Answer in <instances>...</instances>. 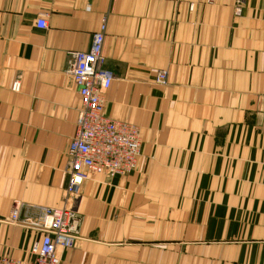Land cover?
I'll return each instance as SVG.
<instances>
[{"label": "crops", "instance_id": "0c3cea01", "mask_svg": "<svg viewBox=\"0 0 264 264\" xmlns=\"http://www.w3.org/2000/svg\"><path fill=\"white\" fill-rule=\"evenodd\" d=\"M103 18V115L140 130V157L67 202L80 236L60 264H264V0H0V256L31 260L65 204L67 53Z\"/></svg>", "mask_w": 264, "mask_h": 264}, {"label": "built area", "instance_id": "2783aa9c", "mask_svg": "<svg viewBox=\"0 0 264 264\" xmlns=\"http://www.w3.org/2000/svg\"><path fill=\"white\" fill-rule=\"evenodd\" d=\"M75 1V0H67ZM239 9L247 0H232ZM212 3L213 0H206ZM106 18L100 22L98 30L91 37L87 52L67 53L65 73L76 88L79 108L75 121V131L67 151L65 172L67 187L64 206L47 208L44 211L49 224L42 231L41 239L31 248V260L21 261L0 256V264H60V253L71 249L79 239L80 216L67 202L80 193L82 184L94 176L111 179L133 172L140 157L141 133L134 125L104 117L105 94L110 89L114 75L104 68L103 45L106 35ZM35 27L47 29L45 17H39ZM154 82L167 84V71L159 70ZM14 83L12 90H18ZM18 221V211L14 209L7 219Z\"/></svg>", "mask_w": 264, "mask_h": 264}, {"label": "rangeland", "instance_id": "374dc122", "mask_svg": "<svg viewBox=\"0 0 264 264\" xmlns=\"http://www.w3.org/2000/svg\"><path fill=\"white\" fill-rule=\"evenodd\" d=\"M6 222H7L8 224H10V225L24 226V228L29 229V227H27V226H25V225H22V223L19 222V221L15 222V223H10V222H8V221L6 220ZM79 236H80V230H79Z\"/></svg>", "mask_w": 264, "mask_h": 264}]
</instances>
